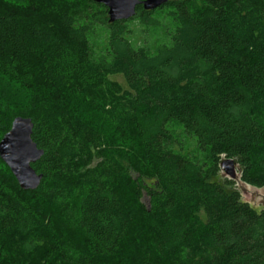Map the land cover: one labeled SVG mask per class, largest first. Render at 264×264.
<instances>
[{"label": "trees", "instance_id": "16d2710c", "mask_svg": "<svg viewBox=\"0 0 264 264\" xmlns=\"http://www.w3.org/2000/svg\"><path fill=\"white\" fill-rule=\"evenodd\" d=\"M83 8L96 13L79 24ZM105 15L92 0H0V77L32 93L0 112V140L29 118L43 151L35 190L0 159V264H264V207L219 175L233 159L264 189V0ZM137 18L164 37L153 51L128 39Z\"/></svg>", "mask_w": 264, "mask_h": 264}, {"label": "water", "instance_id": "95a60500", "mask_svg": "<svg viewBox=\"0 0 264 264\" xmlns=\"http://www.w3.org/2000/svg\"><path fill=\"white\" fill-rule=\"evenodd\" d=\"M102 4L107 10L109 23L126 21L136 14V8L141 6L144 11H154L170 0H92ZM33 123L29 118L16 117L8 132L0 140V159L8 167L17 181L18 186L25 191L38 188L42 175L32 168L43 155L31 139ZM220 177L236 182L239 192L252 207H264V189L249 187L240 182V169L233 159L222 158Z\"/></svg>", "mask_w": 264, "mask_h": 264}, {"label": "rangeland", "instance_id": "374dc122", "mask_svg": "<svg viewBox=\"0 0 264 264\" xmlns=\"http://www.w3.org/2000/svg\"><path fill=\"white\" fill-rule=\"evenodd\" d=\"M92 13H96V11L83 8L82 11H79V14H76L77 22L83 24L85 22L83 19L84 15H91ZM159 16L156 15L154 18H160ZM105 17L107 16L105 15ZM153 21H155L153 18H149V20H146V23L150 25ZM126 29L129 31L128 39L131 45L136 48L147 46L150 51H153V45L157 46L164 42V37L159 30L154 31L152 27L145 26L139 18L128 23ZM108 36L109 31L104 24V16L98 15L92 30L87 33V38L94 55H104V48L108 43ZM112 78L123 86L125 85L122 77L115 76ZM31 97L32 93L30 91L22 89L16 82L7 81V79L0 77V112L9 113L27 110L30 105ZM146 124L147 126L151 125V123L147 122ZM133 176L136 175L133 174ZM262 208L258 209L261 210Z\"/></svg>", "mask_w": 264, "mask_h": 264}]
</instances>
